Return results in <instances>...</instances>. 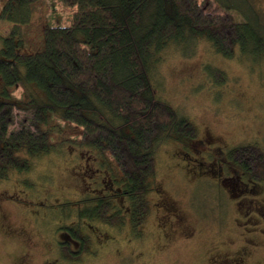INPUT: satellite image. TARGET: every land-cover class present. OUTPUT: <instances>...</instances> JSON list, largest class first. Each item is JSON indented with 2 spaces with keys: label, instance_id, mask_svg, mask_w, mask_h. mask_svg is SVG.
Masks as SVG:
<instances>
[{
  "label": "trees",
  "instance_id": "16d2710c",
  "mask_svg": "<svg viewBox=\"0 0 264 264\" xmlns=\"http://www.w3.org/2000/svg\"><path fill=\"white\" fill-rule=\"evenodd\" d=\"M55 1L73 8L63 21L55 14L43 19L42 0H3L0 8V19L11 23L0 46V180L15 169L29 171L41 155L64 154L76 144L80 167L101 170L100 186L112 183L116 192L80 197L77 202L85 203L77 210L79 217L116 223L110 217L124 222L127 215L133 226L150 212L147 195L152 191L159 193L154 206L160 215L157 149L169 138L194 139L197 130L158 95L153 82L157 64L169 46L185 54L198 39L224 57L264 60L262 13L255 0H50L53 6ZM213 72L226 79L217 67ZM16 86L22 99L11 94ZM15 107L32 112L31 127L11 128ZM52 117L78 129L61 138L53 134ZM92 150L99 155L94 160ZM228 152L254 181L249 185L253 192L240 204L264 219L246 200L258 187L264 194V151L249 143ZM72 225L78 228V220Z\"/></svg>",
  "mask_w": 264,
  "mask_h": 264
},
{
  "label": "rangeland",
  "instance_id": "374dc122",
  "mask_svg": "<svg viewBox=\"0 0 264 264\" xmlns=\"http://www.w3.org/2000/svg\"><path fill=\"white\" fill-rule=\"evenodd\" d=\"M2 4L0 0V8ZM254 4L264 18V0ZM41 6L43 19L58 15L63 21L69 9L73 10L57 1L53 6L50 0H42ZM10 25L0 19V46ZM163 54L153 73L157 93L186 115L197 130L194 139L169 138L156 152V183L169 201L165 214L174 215L169 218L172 225L160 221L163 210L157 215L154 202L159 193L154 191L147 195L150 212L133 226L127 215L124 222L117 215L110 217L116 218V223L79 217L77 210L85 202L77 200L96 195L103 178L101 170L93 173L80 167L75 144L64 154L41 155L29 171L15 169V174L0 180V264H213L219 250L218 258L226 257L219 264H236L228 258L241 252H247L241 264H252V260L264 264V230H258L264 228V219L246 212L240 204L247 193L230 195L227 183L220 178L238 175L248 185L254 182L228 151L249 143L264 151V60L239 54L224 57L202 39L185 54L174 45ZM215 67L224 72L225 80L213 72ZM13 89V96L24 97L19 86ZM31 116L30 110L15 107L11 128L31 127ZM50 122L55 125L53 134L61 138L78 129L57 117ZM92 154L93 160L99 156L93 150ZM216 171L219 175L213 174ZM84 181L88 184L80 190ZM237 188L241 186L234 184L230 190L234 193ZM260 191L258 187L252 201L264 206ZM66 201L71 204H63ZM252 206L253 202L254 212ZM119 213L124 214L123 210ZM75 220L77 234L83 236L78 245L56 246L66 230L61 225Z\"/></svg>",
  "mask_w": 264,
  "mask_h": 264
},
{
  "label": "flooded vegetation",
  "instance_id": "af4514ba",
  "mask_svg": "<svg viewBox=\"0 0 264 264\" xmlns=\"http://www.w3.org/2000/svg\"><path fill=\"white\" fill-rule=\"evenodd\" d=\"M214 175H219V172L218 171H216V172H214L213 173ZM220 178H222V180H224L226 183H227V187H226V189H227V192L230 194V195H235V194H238V193H243V192H245V193H248V192H253V188H251V186L249 187V185L247 184L246 186L244 185L245 184V181L244 180H242L238 175H234V176H232V175H225V176H221ZM103 182V181H102ZM220 183H221V181H219ZM85 186H87V182L86 181H84V182H82ZM98 184H101V183H98ZM234 184H236L238 187L239 186H244V188L242 187V188H237V190H235L234 191V193L233 192H230V189L233 187V185ZM111 186H106V185H102V186H100L99 185V190H98V192H99V194H98V192H97V194L96 195H94V196H97V195H101V196H111L110 194H115L116 192H115V190H114V186H113V184L111 183L110 184ZM114 190V191H113ZM160 192V191H159ZM233 193V194H232ZM256 194V193H255ZM160 195H162L161 193H160ZM229 195V196H230ZM84 197H86V196H84ZM90 197V196H89ZM246 197V195L244 196V198ZM83 198V197H82ZM244 198H242V199H244ZM241 199V200H242ZM247 199H250V200H253L254 199V197H248V198H246V200ZM240 200V201H241ZM168 202L169 201H166L165 200V196H162L161 197V200H160V202H159V204H160V208L163 210V213H162V215L160 216V218L161 219H163V220H161L160 219V221L161 222H163V223H168L169 222V225L171 226L172 225V223H171V221H170V219H174V215H172L173 216V218H171V215L170 216H166V214L165 213H167L168 214V212H167V209L166 208H169V206H168ZM251 202H253V208H255V210L256 211H259V214L260 215H264V206H263V204H261V202L260 201H251ZM164 210H166L165 212H164ZM169 211V210H168ZM163 215H165V216H163ZM170 218V219H169ZM70 230V231H68V230ZM63 230H65V229H63ZM170 230H173L171 227H170ZM77 231H78V228H75L72 224L70 225V227L69 228H66V230H65V232H64V238L63 237H60V239L58 240V243H55V245L56 246H61L62 248H63V245H69V246H72L73 245V243H75V244H77L78 245V243H77V241L79 240V239H81V237H83V236H81V235H79V234H77ZM194 232V231H193ZM193 234V233H192ZM191 234V235H192ZM71 235H73V236H71ZM73 239H75V241L73 240ZM67 242V243H66ZM78 248V247H77ZM80 248H81V246H80ZM80 248H79V250H80ZM51 251V250H50ZM220 253H222L220 250L214 255V259H212L211 260V262H213V264L216 262V260H217V262H216V264H219L220 262H222V261H225L226 259V257H222V259L221 258H218L219 257V255H221ZM246 254H247V252H241L238 256H235L234 258H228L229 260H231L232 261V263H235V261H237V263H239V262H241V261H244V259H245V256H246ZM127 256L128 255H125L124 257H126L127 258ZM54 259V258H53ZM54 260H56V259H54ZM134 262V260L132 259V261L130 262V263H133Z\"/></svg>",
  "mask_w": 264,
  "mask_h": 264
}]
</instances>
